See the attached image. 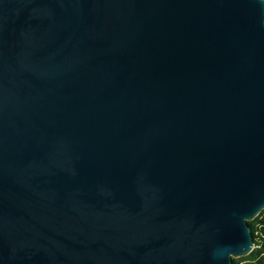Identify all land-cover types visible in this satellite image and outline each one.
<instances>
[{"label":"water","instance_id":"1","mask_svg":"<svg viewBox=\"0 0 264 264\" xmlns=\"http://www.w3.org/2000/svg\"><path fill=\"white\" fill-rule=\"evenodd\" d=\"M264 211V0H0V264H235Z\"/></svg>","mask_w":264,"mask_h":264},{"label":"trees","instance_id":"2","mask_svg":"<svg viewBox=\"0 0 264 264\" xmlns=\"http://www.w3.org/2000/svg\"><path fill=\"white\" fill-rule=\"evenodd\" d=\"M253 230L255 239V250L251 255L245 257L243 261L235 260V264H264V211L259 217L249 223Z\"/></svg>","mask_w":264,"mask_h":264},{"label":"rangeland","instance_id":"3","mask_svg":"<svg viewBox=\"0 0 264 264\" xmlns=\"http://www.w3.org/2000/svg\"><path fill=\"white\" fill-rule=\"evenodd\" d=\"M244 258H238L237 261H243Z\"/></svg>","mask_w":264,"mask_h":264}]
</instances>
